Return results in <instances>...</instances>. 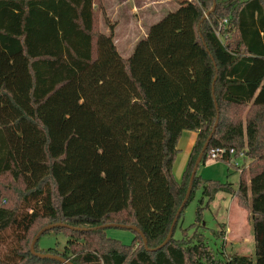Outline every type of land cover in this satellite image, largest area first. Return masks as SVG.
Wrapping results in <instances>:
<instances>
[{"label":"trees","instance_id":"1","mask_svg":"<svg viewBox=\"0 0 264 264\" xmlns=\"http://www.w3.org/2000/svg\"><path fill=\"white\" fill-rule=\"evenodd\" d=\"M102 8L0 0V179L12 183L11 195L0 190V243L9 230L15 237L0 264H66L31 253L28 235L41 222L37 230L85 228L45 230L64 235L61 250L34 244L72 264H264V0H179L127 57L114 26L98 29ZM216 117L200 163L211 147H233L247 167L236 188L196 172L183 206L199 188L194 223L174 235L182 208L169 240L151 250L169 232ZM183 130L197 135L176 180ZM219 191L248 211L253 255L227 254L223 242L213 249L200 231ZM109 223L137 226L150 249L133 230L129 244L107 236L112 227L99 226Z\"/></svg>","mask_w":264,"mask_h":264},{"label":"rangeland","instance_id":"2","mask_svg":"<svg viewBox=\"0 0 264 264\" xmlns=\"http://www.w3.org/2000/svg\"><path fill=\"white\" fill-rule=\"evenodd\" d=\"M112 0H110L107 4V6L102 8V11H98L97 14V22H98V29L102 30L105 33H108L109 25L115 26L116 28V34L119 37H127L134 38L136 37V28L133 26L134 24L137 25V23L140 21L138 19V16H140V13L142 11H145L143 9L142 11L140 9L134 8L135 3L138 5H143L144 0H117L110 3ZM106 16V17H105ZM104 17L107 19V23L104 21ZM141 22H143V29L145 30L147 26V21L142 19ZM114 32V29H113ZM114 35V34H113ZM196 172L200 174V176L204 179H212L217 180L220 183L224 182H230L236 188L239 180V171L234 168L232 165H228L225 161H222L220 159H207L205 163H200V165L197 167ZM0 190L5 195H11V188L12 186L11 181L8 177H2L0 179ZM201 197V190L199 188L195 189L192 194V198L188 201V203L183 208L182 216L179 221V224L175 230L174 235L179 236L180 235V228H186L189 227L192 223H194L195 220V211L198 205V200ZM214 205H212V202L208 204L207 208H204L202 210V222L206 224V230H200L204 236L206 242L215 249L216 247H219L220 244L223 242V249L225 253H250L253 249L250 246V236L251 234V227L249 224V229H247V226L244 222V227L242 230L243 234H240L239 236H225L224 237V231L221 229L220 225L215 224V214L216 211L224 209H228V206L231 205L230 199L226 194H217L214 199ZM232 207L235 209L236 207H240L237 204L232 205ZM219 208V209H218ZM242 208V207H241ZM244 209V208H243ZM246 210V209H245ZM247 216H248V211ZM234 213V212H233ZM236 221H238V225L242 223V212L238 211V213H235L234 215ZM246 220V218L243 219V221ZM201 222V223H202ZM42 223V222H41ZM38 224L34 226L28 235V240L31 241L35 233L38 231L37 229L41 225ZM246 226V227H245ZM180 227V228H179ZM189 230V229H188ZM216 231V232H214ZM107 236L119 239L121 242L125 244H129L133 238V235L127 240L123 236L125 234L131 233L129 230H126L124 228H108L106 229ZM132 234V233H131ZM191 232H187L185 234L186 238L189 237ZM5 240L0 243V256L5 254L10 250L11 244L15 241V237L13 235V231L9 230L4 235ZM233 240L235 242V245L233 242H230L228 245V240ZM29 241V242H30ZM65 243V237L62 233H54L49 232L42 234L38 241H37V248L38 249H46L48 247H56L58 250H61L63 248V245ZM237 249V250H235Z\"/></svg>","mask_w":264,"mask_h":264},{"label":"crops","instance_id":"3","mask_svg":"<svg viewBox=\"0 0 264 264\" xmlns=\"http://www.w3.org/2000/svg\"><path fill=\"white\" fill-rule=\"evenodd\" d=\"M110 0H102V5L105 8L108 4ZM114 0H112L110 3H112ZM117 1V0H115ZM128 1V0H126ZM179 0H144L143 5H138L135 3L134 8L136 9H140L141 11L143 9L146 8L145 11H142L140 13V16H138V19L140 20L137 25L134 24L133 26L136 28V37L134 38H127V37H119L116 34V28L114 26V42L115 45L117 47V50L119 51V53L123 56V57H127L132 48L134 43L142 36H144L146 34V31L149 27V25L153 22H155L156 20H158L167 10H171L174 9L177 5ZM144 19L147 22V26L145 28V30L143 29V22H141V20ZM196 135L197 132L195 130H183L181 132V135L177 141V148H178V152L175 156V159L173 161V165H172V173L174 175V178L176 180H180L182 177V172L186 166V162L188 159V155L190 153L191 147L195 142L196 139ZM239 182V180H238ZM238 185V184H237ZM234 187V186H233ZM237 187V186H236ZM226 194L231 202V205L228 206V209H226V211L224 209L218 210L216 211L215 214V224L220 225L221 229L224 231V237L228 236H239L242 233L243 227H244V222L247 226V229H249V224L247 221V212L245 209L241 208V207H236L235 209L232 207V205L237 204L235 197L231 196L230 194L226 193V192H217L214 195V198L211 200L212 205H214V199L215 196L217 194ZM210 202V203H211ZM238 205V204H237ZM219 209V208H218ZM238 211L242 212V223L240 224V226L238 225V221H236V219L234 218L235 213H238ZM234 212V213H233ZM246 218V220L243 221V219ZM245 226V227H246ZM132 236L131 233L129 234H125L123 237L126 238L125 241H127L130 237ZM228 241V245L230 244V242H233V244L235 245V242L233 240H229ZM250 246L253 248L251 250L250 253H244V254H248V255H253L254 252V242L252 237L250 236ZM237 250V249H235Z\"/></svg>","mask_w":264,"mask_h":264},{"label":"water","instance_id":"4","mask_svg":"<svg viewBox=\"0 0 264 264\" xmlns=\"http://www.w3.org/2000/svg\"><path fill=\"white\" fill-rule=\"evenodd\" d=\"M214 8V4L212 6V8L210 9V11ZM208 11L204 16H206L207 14H209ZM213 92V91H212ZM216 122H217V117H216V120H215V123L212 127V130L210 131L209 135L207 136V138L205 139L202 147H201V150L200 152L198 153L196 159H195V162H194V166L192 168V171L190 173V177H189V180H188V183H187V188H186V192H185V195H184V198L180 204V206L178 207L177 211H176V215L175 217L173 218L172 220V223H171V226H170V229H169V232L167 234V236L165 237V239L159 244L157 245L155 248H151V250H154L156 248H160L162 245H164L168 240L169 238L171 237V234H172V230H173V227L177 221V217L179 216L180 214V211L181 209L183 208L186 200H187V197L189 196L190 194V191H191V186H192V181H193V178H194V175L196 173V170H197V167L201 161V158H202V155L204 153V151L206 150L207 146H208V143H209V140L214 132V129H215V125H216ZM56 226H63V227H68V228H72V229H85V228H80V227H77V226H71V225H68L66 223H61V222H55V223H50V224H47L45 225L44 227H42L41 229H39L35 235L33 236L31 242H30V251L32 254L34 255H37L39 257H48V258H53V259H57L59 260L60 262L62 263H66V264H72L70 262H68L66 259H64L62 256L60 255H57V254H53V253H40V252H37L34 250V244L35 242L38 240V238L40 237V235L45 231V230H48V229H51L53 227H56ZM99 227H102V228H108V227H119V228H124V229H128V230H133V231H136L142 238V241H143V244H144V247L146 249H150L147 247L146 245V239L143 235V233L137 228V226L133 225V224H129V225H125V224H116V223H109V224H103V225H100Z\"/></svg>","mask_w":264,"mask_h":264},{"label":"built area","instance_id":"5","mask_svg":"<svg viewBox=\"0 0 264 264\" xmlns=\"http://www.w3.org/2000/svg\"><path fill=\"white\" fill-rule=\"evenodd\" d=\"M244 150L237 151L233 147H211L207 150V158L220 159L228 165H232L239 172L247 167Z\"/></svg>","mask_w":264,"mask_h":264}]
</instances>
